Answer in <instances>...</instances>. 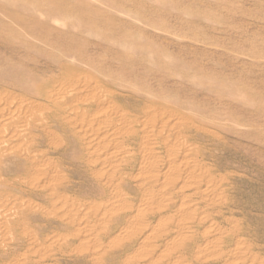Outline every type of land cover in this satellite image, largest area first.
<instances>
[{
    "label": "rangeland",
    "instance_id": "rangeland-1",
    "mask_svg": "<svg viewBox=\"0 0 264 264\" xmlns=\"http://www.w3.org/2000/svg\"><path fill=\"white\" fill-rule=\"evenodd\" d=\"M0 264H264V0H0Z\"/></svg>",
    "mask_w": 264,
    "mask_h": 264
}]
</instances>
